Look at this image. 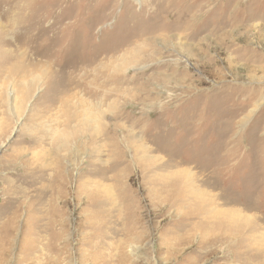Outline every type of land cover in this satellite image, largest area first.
Returning a JSON list of instances; mask_svg holds the SVG:
<instances>
[{
    "label": "rangeland",
    "instance_id": "rangeland-1",
    "mask_svg": "<svg viewBox=\"0 0 264 264\" xmlns=\"http://www.w3.org/2000/svg\"><path fill=\"white\" fill-rule=\"evenodd\" d=\"M0 27V264H264V0H0Z\"/></svg>",
    "mask_w": 264,
    "mask_h": 264
},
{
    "label": "bare ground",
    "instance_id": "bare-ground-1",
    "mask_svg": "<svg viewBox=\"0 0 264 264\" xmlns=\"http://www.w3.org/2000/svg\"><path fill=\"white\" fill-rule=\"evenodd\" d=\"M13 11H15V10H13ZM11 12V11H10ZM11 14V13H10ZM8 16V15H7ZM9 20H8V22H7V25L8 26H10V31L13 33L14 32V30H15V27H16V21H15V19L13 18V15H11V17L10 18H8ZM7 20V19H6ZM18 25V24H17ZM0 29H4V28H2V27H0ZM7 35H8V33H7ZM5 36H6V33L5 32H0V38H5ZM7 37V36H6ZM1 41V40H0ZM35 57H36V55L35 54H33ZM39 161V160H38ZM40 164V163H39ZM41 165V164H40ZM43 166V165H42ZM44 167V166H43ZM2 181V180H1ZM35 193H37V192H39L38 190H35L34 191ZM1 194H2V196L3 197H5V199L6 200H9L10 202H12V203H14L15 201L17 202L18 201V199L21 197V196H23L24 197V199L25 198H28L29 197V194H30V191L29 190H25V189H22V188H20V187H18V189H16V188H12V189H2V191H1ZM41 194V193H40ZM44 194V193H43ZM106 194V193H105ZM102 198V197H101ZM35 199V198H34ZM22 200V199H21ZM30 201V200H29ZM3 202V201H2ZM4 202H5V200H4ZM42 204V203H41ZM102 205H103V207H110V206H113V207H110L111 209H114L115 208V204L113 203V201L111 200V199H109L108 198V196L107 195H105V196H103V201H102ZM41 208H43V206L41 207ZM3 210H5L4 209V204L3 205H0V216L1 215H3ZM20 211V210H19ZM9 212V211H8ZM7 213V212H6ZM31 213V212H30ZM55 213H57V212H55ZM113 212H110V209H109V215H108V217H109V219H111V216H110V214H112ZM31 215V214H30ZM62 216V215H61ZM100 216V218H102V217H105L104 215H99ZM4 217V216H3ZM26 223V222H25ZM65 227V226H64ZM36 229V228H35ZM38 229V228H37ZM34 230V229H33ZM64 231V230H63ZM34 233H35V231H34ZM1 234V233H0ZM54 244V243H53ZM79 245V244H78ZM58 251V250H57Z\"/></svg>",
    "mask_w": 264,
    "mask_h": 264
}]
</instances>
